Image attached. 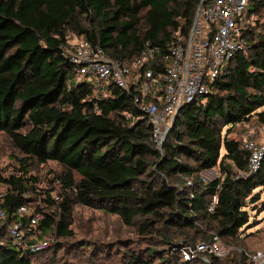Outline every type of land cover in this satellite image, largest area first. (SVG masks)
I'll return each instance as SVG.
<instances>
[{
    "label": "trees",
    "instance_id": "obj_1",
    "mask_svg": "<svg viewBox=\"0 0 264 264\" xmlns=\"http://www.w3.org/2000/svg\"><path fill=\"white\" fill-rule=\"evenodd\" d=\"M200 1L0 0V133L20 155L11 174L0 173V264H75L68 256L106 254L97 241L73 240L76 205L115 216L145 239L144 247L126 246L121 264H192L184 260L185 247L214 237L242 239L252 218L249 206L256 210L264 194V160L248 174V154L229 136L253 119L264 126V22L252 28L248 22L264 11V0H246L241 37L247 50L230 59L206 96L181 108L159 149L130 93L113 85L101 93L76 82L63 54L71 36L120 62L147 47L162 57L171 41L188 36ZM49 162L62 168L57 200L44 192L43 201L56 212L36 207L32 215L41 218L35 226L29 216L20 220L28 239L55 241L24 252L12 245L6 228L29 204L33 167ZM214 168L220 176L203 183L200 174ZM239 264H248L244 255Z\"/></svg>",
    "mask_w": 264,
    "mask_h": 264
},
{
    "label": "built area",
    "instance_id": "obj_2",
    "mask_svg": "<svg viewBox=\"0 0 264 264\" xmlns=\"http://www.w3.org/2000/svg\"><path fill=\"white\" fill-rule=\"evenodd\" d=\"M246 0H201L195 12L188 36L181 42L171 41L167 53L157 57L156 48L147 47L139 57L120 62L106 55L98 47H92L84 38H72L70 49L64 56L74 66L75 81H85L104 93L107 85H113L133 96L135 105L147 117L152 126V141L159 149L164 142L173 118L179 109L206 96L221 70L230 59L247 50L241 37L246 23ZM157 67H161L158 71ZM148 101V102H147ZM248 154V174L258 172L264 160V141H256L249 134L243 139ZM190 185V182H186ZM217 203L214 196L208 207L212 212ZM27 206L16 210L18 219L7 226L12 245L24 252L35 253L49 245L48 240L34 242L23 231L20 218L29 216V225L35 226L41 215L28 213ZM5 214L0 209V221ZM185 261L195 255L220 258L224 252L217 237L210 243L199 242L194 247L181 250ZM208 257V258H206ZM257 264H264V252L251 256Z\"/></svg>",
    "mask_w": 264,
    "mask_h": 264
},
{
    "label": "rangeland",
    "instance_id": "obj_3",
    "mask_svg": "<svg viewBox=\"0 0 264 264\" xmlns=\"http://www.w3.org/2000/svg\"><path fill=\"white\" fill-rule=\"evenodd\" d=\"M248 22L251 28L256 27L258 23H263L264 11L260 12L258 15H251L248 18ZM68 41L69 43L73 42L71 36ZM255 121L254 119L252 120L250 128L253 132L257 131L261 139H257L255 136H253V139L259 142L264 141V126L257 124ZM247 130L248 128L236 126L229 137L243 144V139L245 138ZM19 157L20 155L12 148L7 136L0 133V173L4 176L11 174L17 165L16 159ZM61 170L62 168L54 162H49L46 165H35L33 167L31 175L35 177L36 183L34 185V190L27 194L29 200V204L27 205L29 214H33L36 207L56 212V206L49 205L43 200L45 199L44 192H48L54 201L57 200L56 197L59 184L56 181V176ZM219 176L220 172L217 168L200 174L203 183H207ZM4 192L5 188H2L0 194ZM263 195L262 193L259 202L254 206L257 208L256 210H252L253 206H249L252 218L248 227L240 231V237L242 239L236 241L219 240L224 252L222 257L217 258L221 263L228 262V264H239L241 255H244L248 264L251 263V261L253 262L251 264H257L252 260L251 256L257 252H264V232L262 231L264 225V210H261V203L264 199ZM0 222L2 223V221ZM70 229H72L74 233L73 240L91 239L97 241L106 249V254L98 257H90L88 252L79 253L75 258L68 256L75 264H121V253L127 250L126 246L129 243H135L138 247L146 246L145 239L141 238L134 228L124 226L117 217L105 214L101 211L87 209L79 205L73 207ZM205 232L206 235L210 234L207 230H205ZM43 240H48L49 244L55 241L52 236L44 237L40 241ZM73 240L60 239L58 241L70 242ZM199 240L198 238L197 241ZM60 253L61 252H59L58 255H60ZM204 259V255L197 254L191 263L212 264L209 258V263H205L203 261Z\"/></svg>",
    "mask_w": 264,
    "mask_h": 264
},
{
    "label": "crops",
    "instance_id": "obj_4",
    "mask_svg": "<svg viewBox=\"0 0 264 264\" xmlns=\"http://www.w3.org/2000/svg\"><path fill=\"white\" fill-rule=\"evenodd\" d=\"M256 123H257V122H256ZM257 124H258V123H257ZM250 125H251V123H247V124L242 125L243 128H248L246 134H249V135H251L252 137L255 136V138H257V139H261V137L259 136V134H258L257 131H256V132H253V131L251 130ZM259 125H260V124H259ZM262 126H263V125H262Z\"/></svg>",
    "mask_w": 264,
    "mask_h": 264
},
{
    "label": "water",
    "instance_id": "obj_5",
    "mask_svg": "<svg viewBox=\"0 0 264 264\" xmlns=\"http://www.w3.org/2000/svg\"><path fill=\"white\" fill-rule=\"evenodd\" d=\"M179 110H181V109H179ZM177 114H178V113H176L175 116H174V118H173L172 126H173V123H174V121H175V119H176ZM171 128H172V127L169 128V131L171 130ZM169 131H168V132H169Z\"/></svg>",
    "mask_w": 264,
    "mask_h": 264
}]
</instances>
